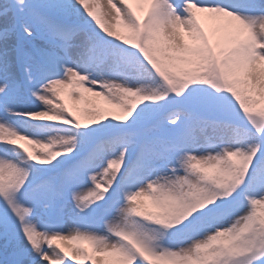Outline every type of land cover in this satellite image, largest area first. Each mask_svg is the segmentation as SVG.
Instances as JSON below:
<instances>
[{
	"label": "snow or ice",
	"instance_id": "obj_1",
	"mask_svg": "<svg viewBox=\"0 0 264 264\" xmlns=\"http://www.w3.org/2000/svg\"><path fill=\"white\" fill-rule=\"evenodd\" d=\"M0 264H264V0H0Z\"/></svg>",
	"mask_w": 264,
	"mask_h": 264
}]
</instances>
